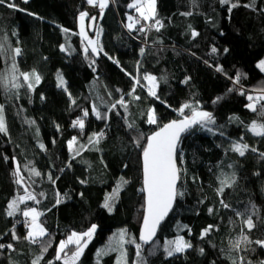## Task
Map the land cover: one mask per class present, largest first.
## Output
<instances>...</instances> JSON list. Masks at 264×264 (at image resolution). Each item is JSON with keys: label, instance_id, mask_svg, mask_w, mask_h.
<instances>
[{"label": "trees", "instance_id": "trees-1", "mask_svg": "<svg viewBox=\"0 0 264 264\" xmlns=\"http://www.w3.org/2000/svg\"><path fill=\"white\" fill-rule=\"evenodd\" d=\"M134 1L109 0L102 13L90 14L102 30L98 56L91 50L85 54L78 34L79 15L90 5L87 0L0 4V42L6 48L0 53V77L11 76L16 47L21 49L15 59L19 72L35 70L41 77L34 90L22 77L19 89L0 80V105L7 124V132H0V244L5 245L0 264H33L38 257V264H63V259H56L60 242L92 225L97 226L96 233L77 264H122L121 247L124 264H233L241 257L246 264L264 261V248L255 244L264 240V137L249 129L253 122L264 124V100L257 102L256 112L246 107L251 102L248 95H264V72L257 67L264 60V0H232L239 6L231 11L230 4L221 0H157L156 18L164 25L159 31L127 27L129 16H140L129 7ZM193 31L198 33L195 38ZM213 47L216 53L211 52ZM217 66L223 72L216 71ZM57 73L67 91L58 87ZM238 73L241 79L236 84ZM145 74L157 77L159 99L149 94ZM137 76L140 83L134 95L139 100L128 95ZM121 96L130 101L127 110L120 105L111 108ZM185 103L212 113L215 124L209 126L212 131L198 126L182 139L178 188L183 196L177 197L157 240L150 247L142 246L138 258L135 243L121 246L120 233L126 230L125 241L139 243L145 209L142 149L160 127L191 115L190 109L183 115L179 112ZM93 105L105 118L92 116ZM85 109L87 117H83ZM152 109L156 124L148 123ZM78 118L84 119L83 129L72 125ZM94 133H103L97 144L89 141ZM73 137L77 144L69 149ZM234 143L248 145L243 157L231 150ZM17 163L22 184L13 174ZM32 168L41 175L32 174ZM233 174L235 183L219 195L220 180ZM118 187L110 212L104 204ZM25 188L39 202L27 200L19 204L20 211L8 216L9 203L26 195ZM221 199L230 208H224ZM29 207L42 213L39 221L48 233L43 238L48 241L46 252L41 244L24 238L29 230L24 223L30 218L22 212ZM248 215L256 225L251 231L241 223ZM209 225L213 231L201 239ZM13 232L20 239H13ZM241 235L252 243L242 242L234 249L232 243ZM179 236L192 247L167 256L165 245ZM69 249L74 251L75 246Z\"/></svg>", "mask_w": 264, "mask_h": 264}, {"label": "snow or ice", "instance_id": "snow-or-ice-1", "mask_svg": "<svg viewBox=\"0 0 264 264\" xmlns=\"http://www.w3.org/2000/svg\"><path fill=\"white\" fill-rule=\"evenodd\" d=\"M27 2V0H25ZM87 2L90 5L98 6L101 10V13L103 10L108 6V0H87ZM5 3V0H0V4ZM155 3L156 0H135L134 3L130 4V8H134L136 12L140 14V19L146 22H151L149 24L150 27H155L157 31L160 30V28L164 27L162 21L158 18H156V12H155ZM222 4H230L229 11H231L232 8H236L239 5L237 3H233L232 0H221ZM9 7H16L14 3H9ZM191 13H186V15H190ZM87 12H82L80 14L79 20H80V35L84 38V40L87 42L88 45H91V52L95 54H99V51L102 50V48L99 45V36L100 31L98 30L96 33V39H90L87 36V33L85 31V18L88 17ZM90 19L94 22L96 20V17H90ZM128 20L131 21L127 24V27L129 29H135L136 25L140 23V20H134L132 16L128 17ZM139 31H145V26L141 25ZM65 32H67V29H64ZM198 33L193 31L192 36L195 38ZM62 50H65L62 48ZM6 51L5 43L0 42V53H3ZM89 51L88 47L84 48L85 54H87ZM144 49H141V53H143ZM218 50L213 47L211 49L212 53H216ZM225 52L228 51V49L224 50ZM12 74L10 77L4 78L0 77V80H3L4 85L7 87L10 85L11 88L19 89L22 85L20 83V78H23V81L26 82V86L30 90H34L35 85H38L41 82V77L38 73L33 70L31 73L28 72H19V70L16 67L15 59L16 57L21 55V49L19 47H16L12 49ZM107 55V53H105ZM111 59V57H109ZM94 63V61H93ZM118 63V61H117ZM262 70H264V61H261L258 65ZM216 71L223 72V68L220 66L216 67ZM18 73V75H17ZM131 75V74H129ZM143 79L148 82V92L150 95L156 97L157 96V88L159 87V82L157 80V77L151 75V74H145ZM231 79V78H230ZM241 79L240 74L238 73L235 78L234 82L236 84H239ZM57 80H58V87L63 88L65 91H67L66 88V82L63 79L62 75L60 73H57ZM133 80L135 81L133 88L128 93L129 97L139 100V96H135V90L136 85L140 83L139 76L133 77ZM166 82V81H165ZM188 79H185L183 83H187ZM119 91V90H117ZM231 91V89H230ZM241 95H244V92L241 91ZM69 96H71V93H68ZM217 101L221 99V97L216 98ZM247 99L249 101H252V103H249L246 105L248 109H250L253 112L257 111L256 103L264 100V95H261L259 97H253L252 95H248ZM130 101H126L123 96L120 97L119 100H117L115 103L111 105V108H116L117 105H120L125 110H127V105ZM72 103H75V101H72ZM262 109H264V105L261 106ZM185 109L191 110V115H183ZM93 112L95 113L96 117L98 119L105 118L106 114H101L95 105H93ZM179 112L181 115H183V119L181 120H173L168 124L163 125L160 127L159 131H156L153 135H151L148 138L146 147L142 149V157H143V176H144V188L142 191H145L147 194L146 197V212L143 219V228L142 233L139 237L140 241L143 244H150L154 241V238L156 236V231L160 225V223L163 221V219L167 216L169 211L172 210V206L178 196H183V192L179 190L177 185L181 182L182 179V169L178 165V160L182 161V156L180 155L178 151V145L180 143V136L181 133L188 132L191 129H193L195 126H200L201 128H206L208 131H212V128L209 127L210 125L215 124V118L212 115V113L199 110L198 107H193L190 103H185L182 105V107L179 109ZM89 115V112L87 109L83 110V117H87ZM261 115H264V110L261 111ZM232 120H238V117H231ZM148 123L150 124H156L157 119L155 116V109L150 110ZM79 127L81 129L84 128L85 122L83 118H78L76 121L73 122V127ZM129 127H132L130 124ZM250 130L256 135L264 137V124H257L256 122H253L250 126ZM0 132L6 133L7 132V124L6 119L4 116V108L2 105H0ZM223 135V133H221ZM103 137V133L100 134H93L92 137L89 138L90 143L97 144L99 143L100 139ZM138 143V142H137ZM77 144V140L75 137H73L72 140L68 142L69 149H73L74 145ZM41 148H44V145H40ZM83 147V146H81ZM231 150L234 152H237L241 157H243L248 150V145L241 144V143H234L231 146ZM77 154H79V149H75ZM252 151H255V149H252ZM264 156V153L261 154ZM32 174L35 176H40L41 173L36 171L34 168L30 170ZM15 176L18 177L17 183L22 184L23 178L21 177V170L20 166L17 163L15 172L13 173ZM50 180L52 179L49 175L48 177ZM83 183V181H81ZM122 183H127V181H123ZM235 183V174H233L232 177H227L225 179L220 180V186L217 189V192L219 195H223L224 189L226 187H232V185ZM26 195L19 196L17 199L12 200L9 205L7 212L8 216H14L19 209V204L25 203L27 200L36 201L37 200L36 195H34L32 192H28L27 188H25ZM119 192V187L117 188V191L110 196L105 204L104 207L107 208L110 212L112 211V207L110 206V201L114 199ZM40 195H43L41 193ZM61 202V199H57L56 203L59 204ZM221 205L224 208H230V205L225 203L223 199L220 201ZM254 210V209H253ZM212 209H209V213H212ZM22 215L26 218H30V220L27 221V227L28 232L27 235L24 237L25 239L29 240L31 243H39L41 244L42 250L44 252L47 251L48 247V241H45L43 238L48 236L47 230L43 227L42 223L39 221V217L42 215L39 211H37L36 208H27L22 212ZM237 216H243V213L236 212ZM241 223L244 225V227L251 231L256 225L253 223V219L251 215H248L245 217ZM183 227H187L186 225ZM96 231V226L92 225L91 228L84 233H76L73 232L65 241H61L58 247V252L56 259L61 260L63 258V264H76V261H78L79 257L83 254L84 248L87 247L88 241L91 240L93 234ZM191 230L189 229V232ZM211 231H213V226L209 225L207 228H205L201 233V239H204ZM243 232V229H242ZM127 235L126 230H123L120 233V243L121 246L123 243H135L136 250H137V257H140L141 252V243H136L134 239H129L128 241H125L124 237ZM87 238V239H86ZM13 239H20V237L15 235V232H13ZM250 244L252 241L249 240L247 235H241L240 239L236 240L232 243V247L234 249H239L241 243ZM255 244L259 245L261 248H264V240H256ZM70 245L75 246V250L72 251L69 249ZM5 245L0 244V249L4 248ZM8 248L12 249L13 245L8 244ZM192 244L185 240L184 237L179 236L175 240H170L165 245V251L167 256L171 257L176 253H184L187 249L191 248ZM66 249H69L71 251V255H68L65 251ZM15 250V249H13ZM203 249H200L201 254H203ZM63 254V256H62ZM103 254V253H101ZM121 256H122V264L123 262V256L124 252L121 247ZM66 257V258H65ZM40 257L37 258L36 261H33V264H38ZM233 264H246L243 257L240 258L239 262L236 260H233ZM250 264V262H248ZM260 264H264V261H261Z\"/></svg>", "mask_w": 264, "mask_h": 264}, {"label": "rangeland", "instance_id": "rangeland-1", "mask_svg": "<svg viewBox=\"0 0 264 264\" xmlns=\"http://www.w3.org/2000/svg\"><path fill=\"white\" fill-rule=\"evenodd\" d=\"M108 2H109V0H108ZM135 2V1H134ZM156 10H157V0H156V3H155V12H156ZM90 10H86V11H84V12H87L89 15H88V17H86L85 18V31H86V33H87V36L90 38V39H93V40H95L96 39V33H97V31L98 30H100V28H99V25H98V23H96L95 25H94V22L93 21H91L90 23H89V17H90V12H89ZM138 13V12H137ZM139 14V13H138ZM79 17H80V15H79ZM95 17V16H94ZM78 34H79V36L82 38V40L84 41V43H85V47H88V49L89 50H91V45H88L87 44V42L84 40V38L80 35V20H79V18H78ZM99 38H100V36H99ZM95 54V53H94ZM99 54H100V51H99ZM99 54H95L96 56H98ZM264 61V60H263ZM260 63V62H259ZM259 63L257 64V67L262 71V72H264V70H262L258 65H259ZM146 85H147V87H149V85H148V82L146 81ZM70 101V100H69ZM250 103H252V101L250 102ZM256 105H257V103H256ZM92 116H95V118H97L96 117V115H95V113H94V115H92ZM96 230H97V226H96ZM95 233H96V231H95ZM95 233L93 234V236H92V238H91V240L90 241H88V243H87V247L90 245V243L92 242V239L94 238V235H95ZM87 239V238H86ZM65 240H67V239H65ZM65 240H63V241H65ZM70 246H72V245H70ZM87 247L86 248H84V251H83V254H84V252H85V250L87 249ZM66 251V250H65ZM83 254L79 257V259H78V261H80V259L82 258V256H83ZM71 255V254H70ZM66 258V257H65ZM63 259V258H62ZM78 261H76V264L78 263Z\"/></svg>", "mask_w": 264, "mask_h": 264}, {"label": "water", "instance_id": "water-1", "mask_svg": "<svg viewBox=\"0 0 264 264\" xmlns=\"http://www.w3.org/2000/svg\"><path fill=\"white\" fill-rule=\"evenodd\" d=\"M179 120H181V119H179ZM170 123V122H169ZM168 124V123H167ZM198 126H195L193 129H191L190 131H188V132H184V133H181V136H180V143H181V141H182V139L184 138V136H186L187 134H189L190 132H192L195 128H197ZM160 129V128H159ZM159 129L158 130H156V131H159ZM155 131V132H156ZM154 132V133H155ZM154 133H152L151 135H153ZM150 135V136H151ZM149 136V137H150ZM180 143H179V145H178V151H179V146H180ZM179 165V164H178ZM142 173H143V157H142ZM177 187H179V184L177 185ZM143 188H144V176H143ZM144 192V198H145V209H144V216H143V219H144V217H145V215L147 214V212H146V208H147V205H146V197H147V194H146V192L145 191H143ZM176 201H177V198H176V200H175V202H174V204H173V206H172V210L171 211H169V213L167 214V216L163 219V221L160 223V225H159V227H158V229H157V231H156V236H155V238H154V241L152 242V243H150V244H143L141 241H140V239H139V237H140V235H141V233H142V228H143V220H142V223H141V226H140V230H139V234H138V241H139V243H141V245L142 246H144V247H150L156 240H157V238H158V236H159V233H160V231H161V228L163 227V225H164V223L167 221V219L170 217V215L172 214V212H173V209H174V207H175V205H176Z\"/></svg>", "mask_w": 264, "mask_h": 264}, {"label": "built area", "instance_id": "built-area-1", "mask_svg": "<svg viewBox=\"0 0 264 264\" xmlns=\"http://www.w3.org/2000/svg\"><path fill=\"white\" fill-rule=\"evenodd\" d=\"M134 19H135V20H137V19L140 20V23H138L137 25H138L139 27H141V25H144V26H145V31H150V30L156 29L155 27H150V26H149V24H150L151 22L143 21L142 19H140V16H138V15H136ZM72 125H73V123H72ZM28 220H30V219H26L24 225L27 226V221H28Z\"/></svg>", "mask_w": 264, "mask_h": 264}, {"label": "crops", "instance_id": "crops-1", "mask_svg": "<svg viewBox=\"0 0 264 264\" xmlns=\"http://www.w3.org/2000/svg\"><path fill=\"white\" fill-rule=\"evenodd\" d=\"M109 3V2H108ZM87 10H90L89 12H90V14H92L93 12H97V11H101L100 9H99V7L98 6H93V5H89V7L87 8ZM137 13V12H136ZM138 14V13H137ZM140 15V14H139ZM94 114V113H93ZM250 129V128H249ZM251 131V130H250ZM252 132V131H251ZM253 133V132H252ZM254 134V133H253ZM255 135V134H254Z\"/></svg>", "mask_w": 264, "mask_h": 264}]
</instances>
